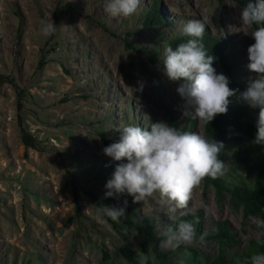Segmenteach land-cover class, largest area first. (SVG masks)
Masks as SVG:
<instances>
[{"label": "rangeland", "instance_id": "rangeland-1", "mask_svg": "<svg viewBox=\"0 0 264 264\" xmlns=\"http://www.w3.org/2000/svg\"><path fill=\"white\" fill-rule=\"evenodd\" d=\"M151 1L141 0L128 18H112L105 0H0V264H126L119 248L136 249L134 237L115 231L103 206L93 201L104 199L119 163L102 149L119 140L125 125L147 128L167 122L169 112L182 123L193 116L191 110L184 115L178 83L161 70L167 42L188 20L206 17L208 32L224 41L240 79L247 84L255 75L246 68L254 39L252 27L240 20L244 6L230 0H154L165 24L147 30L142 20ZM49 17L56 27L44 37L41 21ZM126 40L140 53L126 48ZM152 52L157 64L146 56ZM21 128L36 139L35 149L25 151ZM194 131L203 135L198 119ZM226 166L218 176L226 184L245 180L251 186L239 166ZM134 206L160 235L181 216V210L170 216L158 194ZM189 207L190 213L203 212L201 229L191 244L165 249L173 264L190 260L181 247L197 249L205 260L215 257L218 246L205 235L218 221L237 235L236 250L264 240L256 227L264 211L242 228L241 214L227 202L218 206L203 181Z\"/></svg>", "mask_w": 264, "mask_h": 264}, {"label": "clouds", "instance_id": "clouds-1", "mask_svg": "<svg viewBox=\"0 0 264 264\" xmlns=\"http://www.w3.org/2000/svg\"><path fill=\"white\" fill-rule=\"evenodd\" d=\"M141 0H105V12L112 18H128L139 9ZM240 20L244 26L257 25L250 32L254 39L247 48V70L254 73L249 77L239 99L257 111L256 132L252 145L264 146V0H255L243 7ZM207 18L190 19L181 29V35L189 37L175 49L168 48L162 61V73L176 88L185 113L191 110L193 118L210 124L217 115L226 114L230 97L236 89L229 87L230 78L213 67L214 57L208 54L203 44ZM55 25L51 18L41 21L40 34L50 36ZM248 35L249 32H244ZM137 91L144 84L138 82ZM119 140L104 147L102 152L115 165L111 178L105 184L104 198L131 197L133 203H141L158 194L168 204L170 216L180 211L187 215L193 190L207 176L217 178L227 171L219 158L224 145L222 141L208 139L198 132L181 131L169 123H151L150 128L135 124L118 129ZM108 166V165H106ZM128 200L115 205H103V215L114 222L125 216ZM203 207V205H202ZM257 229L264 233V219H257ZM161 250L175 249L181 244H191L195 237L194 225L181 221L163 233ZM138 264H149V257L142 255ZM246 264H264V253L248 258Z\"/></svg>", "mask_w": 264, "mask_h": 264}, {"label": "trees", "instance_id": "trees-1", "mask_svg": "<svg viewBox=\"0 0 264 264\" xmlns=\"http://www.w3.org/2000/svg\"><path fill=\"white\" fill-rule=\"evenodd\" d=\"M225 1L217 0L219 4ZM230 1L244 7L247 5L244 0ZM142 22V26L147 30L165 24L161 13V5L157 1H151L148 11L143 15ZM251 27L255 30L258 26L252 25ZM127 35L130 36V34ZM187 39L189 37L182 36L180 33L177 37L170 39L166 45L168 48L175 49L178 44L186 42ZM202 42L208 50V54L215 58L213 67L218 73L222 72L230 78V88L238 90L236 96L229 98L231 103L226 114L217 115L210 124H204L201 121L202 134L208 139L213 138L222 141L224 148L219 158L225 164L239 166L243 170L246 180L252 179V184L249 186L245 180L234 184H226L220 177L213 179L205 176L202 179L203 188L210 187L214 191L218 206L223 202H227L231 210L240 213L243 228L248 219L258 217L264 211V146L251 144L256 132L255 120L258 110L251 109L239 99V93L245 90L247 84L240 79L231 53L224 52V41L212 36L206 28ZM125 46L136 53H140L137 46L130 41L126 40ZM146 56L151 63H158L156 52L146 53ZM17 104L20 108L19 101ZM167 123L181 131L195 132L196 119L193 116H189L182 123L169 112ZM147 128H150V126ZM20 139L25 151L35 149L36 139L22 128ZM104 142L107 144L105 140ZM125 198L128 200V207L125 216L119 220V224L108 220L115 231L124 235H132L136 241V249L126 245L119 248V253L125 263L138 264L139 257L146 255L149 257V264H173L171 260L172 252L161 250L163 235L156 231L151 220L135 208L130 196L121 197L120 201L114 198L99 200L93 196V201L95 204L102 206L115 205ZM75 206L78 208L76 201ZM202 218L203 212L196 210L193 213L181 215L174 221L172 228L174 229L181 221H189L195 226L196 233H199ZM205 239L218 246L217 255L210 260H205L197 249L181 247L187 250L183 253L190 257V260L182 264H246L250 256L264 253V240L250 241L245 250H236L238 247L237 235L226 221L216 222L214 231L207 233ZM234 249L236 251L232 252ZM104 260H106V257Z\"/></svg>", "mask_w": 264, "mask_h": 264}]
</instances>
